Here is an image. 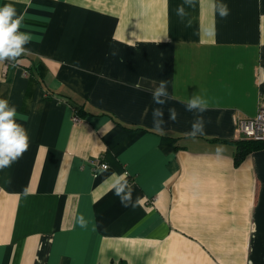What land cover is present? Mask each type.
<instances>
[{
    "label": "crops",
    "instance_id": "obj_1",
    "mask_svg": "<svg viewBox=\"0 0 264 264\" xmlns=\"http://www.w3.org/2000/svg\"><path fill=\"white\" fill-rule=\"evenodd\" d=\"M5 4L32 41L0 62L29 136L0 169V264H264V147L236 163V118L264 98V0Z\"/></svg>",
    "mask_w": 264,
    "mask_h": 264
},
{
    "label": "clouds",
    "instance_id": "obj_2",
    "mask_svg": "<svg viewBox=\"0 0 264 264\" xmlns=\"http://www.w3.org/2000/svg\"><path fill=\"white\" fill-rule=\"evenodd\" d=\"M221 15H227V6L221 5ZM178 9V14H182ZM23 14L18 15L12 4L0 6V62L14 61L25 51V45L32 41L29 33L20 31ZM168 82L161 80L152 90L153 101L157 105H163L168 97ZM207 102L199 96H193L185 103L187 111L203 113ZM170 118L175 119L174 109H170ZM154 123L160 127L163 112L157 108L153 110ZM204 134V121L201 116L193 121L190 135L196 137ZM29 136L27 129L18 122V113L14 105H10L5 98H0V169L9 167L17 161L27 150Z\"/></svg>",
    "mask_w": 264,
    "mask_h": 264
},
{
    "label": "built area",
    "instance_id": "obj_3",
    "mask_svg": "<svg viewBox=\"0 0 264 264\" xmlns=\"http://www.w3.org/2000/svg\"><path fill=\"white\" fill-rule=\"evenodd\" d=\"M73 120L78 122L80 115L75 112ZM236 131L240 139L264 142V98L260 100L258 113L254 117L237 116ZM96 170L107 169L109 164L99 158L93 161Z\"/></svg>",
    "mask_w": 264,
    "mask_h": 264
},
{
    "label": "trees",
    "instance_id": "obj_4",
    "mask_svg": "<svg viewBox=\"0 0 264 264\" xmlns=\"http://www.w3.org/2000/svg\"><path fill=\"white\" fill-rule=\"evenodd\" d=\"M237 143L236 163L239 164L250 152L264 147V142L240 139Z\"/></svg>",
    "mask_w": 264,
    "mask_h": 264
}]
</instances>
